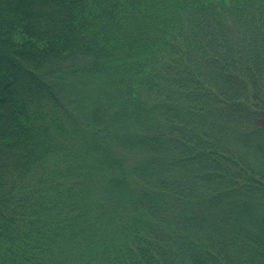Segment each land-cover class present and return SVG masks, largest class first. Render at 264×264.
<instances>
[{"label":"trees","instance_id":"16d2710c","mask_svg":"<svg viewBox=\"0 0 264 264\" xmlns=\"http://www.w3.org/2000/svg\"><path fill=\"white\" fill-rule=\"evenodd\" d=\"M264 0H0V264H264Z\"/></svg>","mask_w":264,"mask_h":264},{"label":"rangeland","instance_id":"374dc122","mask_svg":"<svg viewBox=\"0 0 264 264\" xmlns=\"http://www.w3.org/2000/svg\"><path fill=\"white\" fill-rule=\"evenodd\" d=\"M261 124H264V116L259 121Z\"/></svg>","mask_w":264,"mask_h":264}]
</instances>
